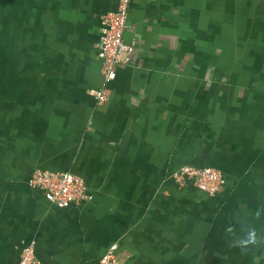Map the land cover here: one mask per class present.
Returning a JSON list of instances; mask_svg holds the SVG:
<instances>
[{
  "label": "crops",
  "instance_id": "0c3cea01",
  "mask_svg": "<svg viewBox=\"0 0 264 264\" xmlns=\"http://www.w3.org/2000/svg\"><path fill=\"white\" fill-rule=\"evenodd\" d=\"M119 0H0V264H264V0H132L129 63L104 86ZM185 165L216 168L215 195ZM37 169L81 176L60 207Z\"/></svg>",
  "mask_w": 264,
  "mask_h": 264
},
{
  "label": "built area",
  "instance_id": "2783aa9c",
  "mask_svg": "<svg viewBox=\"0 0 264 264\" xmlns=\"http://www.w3.org/2000/svg\"><path fill=\"white\" fill-rule=\"evenodd\" d=\"M131 2L132 0H119L117 10L108 12L101 17L102 35L99 56L103 61L104 86L90 90L99 104H103L109 99L107 84L115 80L118 67L129 63L132 59L134 44L127 43L124 38L128 27ZM173 177L179 186H185L191 180L195 186L211 195L218 193L227 182L224 174L216 168H197L191 165L181 167ZM30 183L33 187L44 192L49 202L60 207L81 204L93 199L85 180L72 172L37 169L33 173ZM36 243V240H33L23 246L20 264H49L42 262L37 257ZM117 248V244L112 246L98 264H122L116 254Z\"/></svg>",
  "mask_w": 264,
  "mask_h": 264
}]
</instances>
